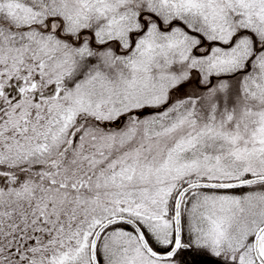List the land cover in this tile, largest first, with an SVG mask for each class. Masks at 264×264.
Listing matches in <instances>:
<instances>
[{
	"label": "snow or ice",
	"instance_id": "6c2138e0",
	"mask_svg": "<svg viewBox=\"0 0 264 264\" xmlns=\"http://www.w3.org/2000/svg\"><path fill=\"white\" fill-rule=\"evenodd\" d=\"M0 264H264V0H0Z\"/></svg>",
	"mask_w": 264,
	"mask_h": 264
}]
</instances>
